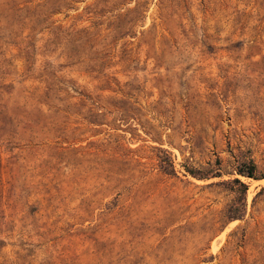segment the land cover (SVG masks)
<instances>
[{
    "label": "rangeland",
    "instance_id": "obj_1",
    "mask_svg": "<svg viewBox=\"0 0 264 264\" xmlns=\"http://www.w3.org/2000/svg\"><path fill=\"white\" fill-rule=\"evenodd\" d=\"M0 264H264V0H0Z\"/></svg>",
    "mask_w": 264,
    "mask_h": 264
},
{
    "label": "trees",
    "instance_id": "obj_2",
    "mask_svg": "<svg viewBox=\"0 0 264 264\" xmlns=\"http://www.w3.org/2000/svg\"><path fill=\"white\" fill-rule=\"evenodd\" d=\"M168 162L171 172L170 174H174V167L172 165L171 160H169ZM160 168L162 169L165 167H160ZM162 170L165 173V169ZM183 170L184 173L197 180H207L210 178L221 177L218 168L209 169L203 172L202 170L196 169L190 165H183ZM235 173L240 177H244L248 179H253V180L261 179L257 176L256 165L252 160L242 161L238 163L237 166L235 167ZM219 185H231L233 187L234 186L236 187L237 190L235 192L238 196L237 199L235 200V203L228 208L226 218L229 221L240 219L245 208V195L248 189L247 185L238 178H234L229 181H222L221 183H219Z\"/></svg>",
    "mask_w": 264,
    "mask_h": 264
}]
</instances>
